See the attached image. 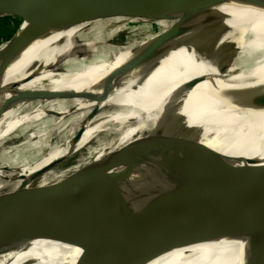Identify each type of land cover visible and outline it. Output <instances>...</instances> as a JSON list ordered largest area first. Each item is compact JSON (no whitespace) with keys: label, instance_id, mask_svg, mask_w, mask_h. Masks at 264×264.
<instances>
[{"label":"bare ground","instance_id":"1","mask_svg":"<svg viewBox=\"0 0 264 264\" xmlns=\"http://www.w3.org/2000/svg\"><path fill=\"white\" fill-rule=\"evenodd\" d=\"M117 1L128 6L136 0ZM229 5L224 4L219 9L223 18L214 55L206 68L210 67L211 82L217 83L232 76H237L240 81L232 80L223 85L214 108L204 111L203 117L210 114L208 126L203 124L201 143L188 152L183 173L227 157L264 161V75L249 81L247 77L264 72V7L230 8ZM146 10L164 21L131 16L128 20L94 21L98 13L104 11L90 0H0V19L20 11L35 16L43 12L51 15L53 20L59 16L63 20L55 32L40 37L37 42L0 48L4 49L0 52V166L4 156L14 158V135L23 130H37L31 141L40 149L47 147L53 138L70 133L65 147L40 155V161L24 169L23 177L28 175L29 178L24 188H20L23 192L34 185L35 179L42 180L41 184L47 183L51 175L56 174L45 173L51 164L60 159L70 160L72 154L101 132L111 135L120 132L118 140L94 154L92 161L79 171L86 177L74 189L85 187L83 200H86L91 192L90 186L109 171L113 172L112 165H129L126 181L156 129L163 128L157 140L169 129L180 131L177 112H182L188 119L187 103L191 95L187 83L193 74L198 73L192 74L191 70L201 68V64L188 56L182 46V32L189 10ZM156 20L162 21L163 31L148 37L150 30L145 31L140 25L151 26ZM126 23L140 25L129 27ZM82 33L87 42L78 41L77 37ZM128 34L138 35L128 47L124 44L113 47L110 46L112 43H106L108 49L102 50L98 46L100 52L95 48L94 44L103 38L114 42ZM162 37L169 39L161 43L160 53H154L153 47L163 40ZM247 65L253 67L245 69ZM62 94L76 98L64 99L57 104L54 98ZM96 105L101 113L97 116L95 110L92 112ZM83 110L91 113L92 119L80 121L78 113L82 114ZM51 114L58 116L53 126L45 124ZM96 120L101 121L93 123ZM81 125L83 131L75 137ZM5 143L8 149L2 150ZM3 170L0 169V178L6 175ZM13 191L14 176L5 185L0 182V210ZM100 195L109 200L116 193L102 191ZM262 215L264 174L246 176L241 182H228L215 193L176 210L146 217L155 228L154 236L148 226L140 225L137 228L140 240L134 252L170 232L168 244L177 243V249L153 264H181V258L195 256L199 260L196 264L210 261L211 264H234L236 259L232 256L234 248L231 244ZM8 219L6 213L0 214V225H4L0 229V264H22L35 256L48 260L42 264H72L69 255L49 245L55 242V236L76 225L80 219L40 223L15 239L14 223L6 224ZM131 224L128 222L108 230L101 246L109 249L121 242ZM39 230L37 241H25L27 235ZM203 235L208 238H202ZM125 249L115 252L113 257H120Z\"/></svg>","mask_w":264,"mask_h":264},{"label":"water","instance_id":"2","mask_svg":"<svg viewBox=\"0 0 264 264\" xmlns=\"http://www.w3.org/2000/svg\"><path fill=\"white\" fill-rule=\"evenodd\" d=\"M90 2L104 11V13L99 12L94 21L129 18L130 16L163 20L160 16L152 15L146 8L189 10L182 32V46L188 56L201 64V68L198 71L191 70L192 74L198 73L193 74L187 83L191 95L187 103L188 119L182 112H177L180 129L178 133L169 129L157 140L158 134L163 131V128L160 130L158 128L150 135L145 153L134 164L126 181L125 173L128 169L124 172L125 182L113 192L116 193L113 198L108 200L104 197L101 198L100 195L102 202L99 201L91 208L79 205L80 203L72 200V197L78 195V191L84 194V198L86 196L85 187L74 189L86 177L79 172L77 175L79 178L82 177L81 182L74 186L60 185L50 194H46L44 188H37L36 191H33L31 187L23 192L24 185L19 191V198L14 199V194L7 196L0 214L6 213L8 216L6 224L14 223V239L23 232L32 230L35 225L40 223L54 224L80 219L76 225L55 236L57 239L49 245L69 255L72 264H153L166 255L172 254L178 244L169 245L171 233L166 232L161 239L155 242L151 241L150 244L134 252L140 240L137 231L140 225L148 226L154 236L155 228H152V223L148 222L146 217L176 210L198 198L215 193L228 182H241L246 176L264 174L263 160L244 157L223 158L189 173L178 170V167L186 161L188 152L199 145L204 137L203 124L208 126L210 115L203 117L204 111L208 112L214 108V101L223 85L232 80L240 81L237 76H232L228 79L223 78L217 83L211 82V73L208 72L210 67L206 68L214 55L220 22L223 18L219 9L228 3L231 4L230 8L264 7V0H136L135 3L132 2L128 6H124L117 0H90ZM43 14L42 12L36 17L34 13L18 11L11 15V18L23 19L27 24H41L40 26L44 28L41 22ZM168 19L171 20V18ZM68 23L70 22L68 21ZM24 25H21L17 30L14 44L24 41L30 43L36 39L37 34L33 32L25 33L24 37H19ZM162 38L163 40L157 42L158 45L153 47L154 53H160L163 48L161 43L163 44L169 39V37ZM263 75L264 72L248 75V81L258 79ZM121 164L123 163L112 165L113 171ZM111 173L109 171L99 181L94 182L90 188L92 189L93 185L103 182L111 176ZM176 175L178 177L162 189ZM101 189L107 192L103 188ZM63 190L64 193H62ZM62 197L63 199H61ZM58 200H64V205L57 202L45 210L29 211L31 208L49 205ZM39 214L42 216L39 219L35 218ZM128 222H132V224L121 242L113 244L109 249L101 246L106 239L105 233L108 230ZM3 227L4 225H0V229ZM39 232L40 230L31 236L27 235L25 241H37ZM201 237L208 238L204 235ZM231 245L234 248L233 259H236L234 264H264V215L249 225ZM123 248L126 249L120 257H113L115 252ZM181 259H183L181 264H196L199 261L197 256ZM45 260L35 256L22 264H42ZM208 264H211V261Z\"/></svg>","mask_w":264,"mask_h":264},{"label":"rangeland","instance_id":"3","mask_svg":"<svg viewBox=\"0 0 264 264\" xmlns=\"http://www.w3.org/2000/svg\"><path fill=\"white\" fill-rule=\"evenodd\" d=\"M11 15H13V14H9L8 17L0 20V26L1 27L4 26V27H6L8 29V30H6V29H1L0 30V31H2V32H0V48H2L3 46L7 47V46H10V45L14 44V40L16 39L15 36L17 34V30L23 24H25V25L22 27V29H21V31L19 33V37H24L23 35L25 33H32L33 32V33L37 34V37L34 40V42H37L40 37H44V36H47L48 34H50L51 32H55V30L58 28V26L63 22V20L61 19V17L59 15H57L59 17H56V20H53V19H51V15L44 13L43 15H41L42 16L41 22L43 23V26H44V28H42L40 26L41 24L40 25L35 24V23L27 24L26 21H24L23 19H19V18H15V17L11 18ZM38 15H40V13L37 14L36 17H38ZM115 19L128 20V18H115ZM5 22H7V26H5L6 25ZM160 22H162V21L151 22L152 23L151 26L147 25V24L140 25L139 23H137V24H127L128 22L126 24L129 27L132 26V25H140V26L143 27V29L145 31H147V30L149 31L150 30V32L148 34V37H151L153 35L162 33L163 28H162ZM39 26H40L41 30H40ZM137 37H138L137 34H128L125 37L120 38L117 41L115 40L114 42H112L111 40H110L111 41L110 42L106 38H103V40H99L100 41L99 43L95 42L96 44H94V45H95V48L98 51H100L98 46L102 50H105L106 47H107V49L109 48L108 45H110L111 43L112 44L110 46H113V47H115L117 45H121V44H124L126 47H128V46L131 45V43ZM78 38H79V40H78L79 42H82V43L87 42V40L85 38V35L83 33L80 34L79 37H77V39ZM31 43H33V42H30V44ZM106 43H109V44L105 45ZM18 44L27 45L29 43L27 41H24V42H17L14 45H18ZM3 50H0V52L3 51ZM119 62L117 63L118 66L120 64ZM252 67L253 66H251V65H247L244 68L246 69V68H252ZM115 68H117V66ZM235 68H237V66H235ZM254 69H256V68H254ZM249 70H252V69H249ZM239 72H242V71H239ZM74 98H76V97H74ZM74 98L67 97V96L65 97L62 94V95H59V96L55 97L54 99L55 100L57 99L56 102H57V104H59L64 99H74ZM96 102H99V100H96ZM55 106H56V104H55ZM97 107L98 106L96 105L94 107V109L92 110V112L94 110L96 111L97 114L95 116H97L99 114V109ZM69 108H71V106H69ZM55 109H57V108H55ZM89 112H91V111H89ZM78 114H79L78 115L79 120L83 121V122L86 120V118L87 119L90 118V115H91V113L87 114V112L85 110L82 111V114H80V113H78ZM90 119H92V118H90ZM57 121H58V116L57 115L55 116V115L51 114V115H49V118L46 119L45 124H47V125H52L53 124L54 125V123H56ZM100 121L101 120H96V121H93V123L97 124ZM82 126L83 125L80 126V129L76 130L75 137H78L82 133V131H83V129L81 128ZM34 130L33 129H30L28 131L23 130V131L17 133L16 135H14V137L16 136V139H14V158H11L10 155L9 156L7 155L8 157L4 156L1 159V163L2 164L0 166V169H5L3 171L6 172V175L4 174L3 178H0V182L3 185H5L11 179V177L14 176V191H13L14 199H17V198L20 197V195H19V191L21 190L20 188L22 186H24V184H26V182L28 181V178H29L28 175H24V177L22 175V174L25 173L24 169L28 168V167H31L37 161H40L39 160L41 158L40 155H42V154L48 155L49 152H51V150L65 147V145L70 140L69 139L70 138V133L68 132V133H66V134H64L62 136L53 138L51 140L50 144H46V145H48L47 147H44V148L40 149V148H37L35 145H33L32 141H31L32 140L31 136H33V134L37 131L36 129H34ZM120 136H121V133L120 132H116V131L113 133V135L109 134V132H106V131L101 132L96 137L97 139L95 138L96 140L95 139L92 140L90 143H88V145H86V146H84L82 148H79L77 150V152L72 154L70 160L69 159H60L56 163L51 164L45 170V173L51 172V173H56V174H52L51 175L52 176L51 179L48 180L47 183H45V184H43V183L41 184L42 180L35 179L33 181L34 185L31 186L32 190L36 191L37 188L44 187L45 193L46 194H48V193L50 194L55 189H57V187L60 186V185L74 186L77 183L81 182L82 181V177L79 178L78 175H77L79 173V171L82 170L84 167H86L92 161V157L94 156V154H96L97 152H99L101 150H105L106 148H108V146L113 141L118 140L120 138ZM97 141H98L99 144L97 143ZM30 143H32V144H30ZM1 148H2V150H7L8 149L7 144L5 143ZM185 162L186 161H184L182 163V165H180L178 167V170L180 172L184 171ZM116 168L111 173V176H113L112 178H111V176H109L103 182L92 186L93 188L91 189V192H90L91 194H89L90 196H88L86 198V200H83L84 194L81 193L80 191L77 192L78 195H75L74 197H72V200L74 199L75 202L80 203L79 205H83L84 207L88 206L90 208L92 206L94 207L96 204H98L99 201L102 202L101 198H100V193H101V190H99L100 188H103L107 192L113 193L124 183V176L123 175H124V172L128 169V165L121 164V165H118ZM7 175L11 176V177L10 178L9 177L6 178ZM175 178H177V175L173 178V180ZM71 179H72V181H71ZM121 180H123V181H121ZM59 181H60V183H59ZM106 181H107V183H106ZM64 182H66V183H64ZM61 199H63V197ZM86 201H87V203H86ZM57 202L59 204L62 203L64 205L65 201L64 200H58V201L50 203L49 205L45 204V205H42V206H39V207L31 208V209H29V211H32V212L35 211L36 212L38 210H45L46 208L54 206ZM14 206H15V202H14Z\"/></svg>","mask_w":264,"mask_h":264},{"label":"trees","instance_id":"4","mask_svg":"<svg viewBox=\"0 0 264 264\" xmlns=\"http://www.w3.org/2000/svg\"><path fill=\"white\" fill-rule=\"evenodd\" d=\"M5 23H6L5 26H7V22H5ZM3 27H4V26H3ZM3 27L0 26V30H1V29H6V30H8L6 27H4V28H3ZM0 32H2V31H0Z\"/></svg>","mask_w":264,"mask_h":264}]
</instances>
